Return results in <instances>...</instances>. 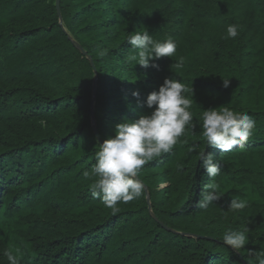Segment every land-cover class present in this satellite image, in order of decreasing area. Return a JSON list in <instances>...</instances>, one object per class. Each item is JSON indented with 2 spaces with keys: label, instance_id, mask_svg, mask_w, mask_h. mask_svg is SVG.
Masks as SVG:
<instances>
[{
  "label": "trees",
  "instance_id": "16d2710c",
  "mask_svg": "<svg viewBox=\"0 0 264 264\" xmlns=\"http://www.w3.org/2000/svg\"><path fill=\"white\" fill-rule=\"evenodd\" d=\"M145 28L178 44L156 68L126 61ZM165 78L193 89L195 130L141 169V197L113 214L84 172L116 124L151 112ZM223 106L256 127L243 147L206 149L221 166L210 179L190 148L206 147L202 110ZM210 182L222 197L200 209ZM231 198L247 207L229 210ZM242 226L237 253L222 235ZM7 249L20 264H247L264 249V0H60L59 15L55 0H0V264Z\"/></svg>",
  "mask_w": 264,
  "mask_h": 264
},
{
  "label": "clouds",
  "instance_id": "9594fccd",
  "mask_svg": "<svg viewBox=\"0 0 264 264\" xmlns=\"http://www.w3.org/2000/svg\"><path fill=\"white\" fill-rule=\"evenodd\" d=\"M239 35V25L230 24L227 36L236 38ZM131 45V54L126 61L133 67L139 65L145 69L156 68L155 61L161 57H173L177 51V41L171 36L160 41L145 28L142 31L131 32L126 41ZM183 57L175 61V67L181 68ZM223 87L230 86V79H222ZM189 89L185 83L175 78H165L158 91L148 94L145 104L151 112L141 114L135 120L123 119L115 125L114 135L98 144L90 172L85 171V177H91L93 183L91 194L99 199L106 208L115 214L119 211V203H128L141 197L144 183L139 178L141 169L149 162L170 154L186 135V129L195 130L194 115L191 111L192 96L186 93ZM132 96L139 99V91H133ZM202 124V139L206 147L192 145L190 151L197 152L204 173L211 179L221 174V166L216 156L207 152V148L229 152L234 147H243L256 127L254 118L246 112L230 109L227 106L202 110L200 117ZM45 126V120L40 121ZM200 192V199L196 207L206 209L210 204L222 197L219 183L210 182ZM247 207L244 199L231 198L229 210L243 211ZM250 229L247 226L228 229L222 235V242L226 246L240 253L249 242ZM19 249H7L4 255L9 264H20V257L16 254ZM252 259L247 264H264V249L254 251Z\"/></svg>",
  "mask_w": 264,
  "mask_h": 264
},
{
  "label": "water",
  "instance_id": "95a60500",
  "mask_svg": "<svg viewBox=\"0 0 264 264\" xmlns=\"http://www.w3.org/2000/svg\"><path fill=\"white\" fill-rule=\"evenodd\" d=\"M55 6H56L57 13L59 15L60 14V0H55ZM93 91H94V86H93ZM92 115H93V112H92ZM93 129H94L96 138L98 139V141H101L95 126H93Z\"/></svg>",
  "mask_w": 264,
  "mask_h": 264
}]
</instances>
